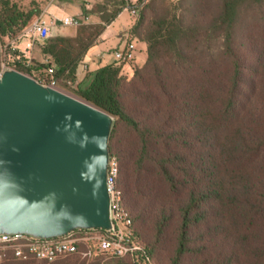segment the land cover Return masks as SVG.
<instances>
[{"label":"trees","instance_id":"1","mask_svg":"<svg viewBox=\"0 0 264 264\" xmlns=\"http://www.w3.org/2000/svg\"><path fill=\"white\" fill-rule=\"evenodd\" d=\"M168 1L80 6L98 22L46 40L48 64H28L16 53L11 66L46 86L68 81L74 98L113 118L108 146L118 164L115 189L132 221L130 242L140 249L119 258L81 244L79 254L53 263L20 259L8 249L0 250V264H264V10L250 25V53L241 56L240 16L230 2L210 18L195 0H180V7ZM144 2L129 31L147 47L144 68L133 64L129 78L126 65L115 62L87 69L79 81L107 27ZM43 10L37 1L24 10L0 0V41L23 32ZM201 27L223 34L221 54L230 66L218 74L216 64L192 69L200 55L191 46ZM1 61L0 50V72Z\"/></svg>","mask_w":264,"mask_h":264},{"label":"water","instance_id":"2","mask_svg":"<svg viewBox=\"0 0 264 264\" xmlns=\"http://www.w3.org/2000/svg\"><path fill=\"white\" fill-rule=\"evenodd\" d=\"M112 125L113 118L98 108L4 70L0 236L51 239L75 230L114 231L108 146Z\"/></svg>","mask_w":264,"mask_h":264},{"label":"rangeland","instance_id":"3","mask_svg":"<svg viewBox=\"0 0 264 264\" xmlns=\"http://www.w3.org/2000/svg\"><path fill=\"white\" fill-rule=\"evenodd\" d=\"M13 2L17 3L22 9L29 10L32 2L37 1L41 4L42 10L50 3L51 1H55L58 4V0H12ZM193 1V0H192ZM73 2H75L73 4ZM98 2V0H64L63 8L65 9L66 13L70 16H76L77 14L83 13L80 9V6H86L87 9H92L93 6ZM169 3L173 4L174 6L180 7V0H169ZM230 2L232 6H235L236 11H238V16H240L239 26L237 27V39L240 43V54L250 53L251 47V35L249 33L250 25L253 23L254 20L259 19L261 17L262 10H264V0H195V6L205 11L210 18L213 16L217 17V14L223 11V7H225V3ZM186 7L185 13L188 11V7L191 8V1H189L188 6L187 3L184 5ZM131 9L126 10L123 12L121 17L113 24L111 29V34L101 37L97 40L96 45L90 50L87 58L85 59V65H82L79 69L78 73V80L81 81L85 75L87 66H90L92 69H98L103 67L107 64L115 63L114 52L116 49H122L125 46L126 41H128L129 36L127 33H122L125 30H128L129 34V27L133 26L138 17H134L131 14ZM66 13L64 12H57L55 6L53 4L50 5L49 11L46 15V19L48 21L55 20V22L62 21L66 17ZM84 14V13H83ZM41 15H43L41 13ZM40 15V16H41ZM219 16V15H218ZM208 19V18H206ZM98 19L95 17H91L87 25H92L93 23H97ZM31 25V24H30ZM29 25V26H30ZM28 26V27H29ZM27 27V28H28ZM26 28V29H27ZM25 29V30H26ZM76 27H68L62 28L58 27L52 31V38L58 36H68L71 35L73 30H76ZM23 32L15 35L14 37H4L0 41L1 47V72L0 75L4 70L12 69V63L14 62L15 54H20L23 52L25 48L26 41H24L21 37ZM209 33H212L209 32ZM209 33L206 32L205 28L201 27L197 32L198 38L196 42L193 43L191 46V50L193 52L198 53L200 56L194 59V64L192 66L193 70L199 71L201 68L211 67L213 64L215 65V70L222 72L225 68H228L230 64L226 57H224L221 52L223 50V34L221 31L216 32L213 36L208 35ZM208 36H207V35ZM243 35V36H242ZM205 36L209 38V41L204 40ZM242 36V39H241ZM217 38V39H215ZM48 40V39H47ZM46 41V40H45ZM45 41H35L30 54L25 55L28 64H33L34 62H38L40 64H48V59L44 57L42 54V48ZM206 41V42H205ZM137 45V53H136V60L134 63L125 66H122V72L125 77H132L133 75V64L136 66L137 69H143L144 64L147 60V47H143L141 43L135 42ZM19 48V49H18ZM21 51V52H20ZM245 51V53H244ZM22 55V53H21ZM212 56V59L210 58ZM248 57V56H246ZM87 60V61H86ZM32 61V63H31ZM247 60L244 59L243 63H246ZM248 62V61H247ZM128 67V68H127ZM134 68V69H135ZM13 70V69H12ZM136 74V71H134ZM217 74L213 76V79H217ZM200 77V76H199ZM68 81H59V84L56 85L57 90L61 91L64 94H67L73 97L71 92V84L66 83ZM110 217H112V213L110 212ZM111 220V218H110ZM86 246L94 247V243L89 241Z\"/></svg>","mask_w":264,"mask_h":264},{"label":"built area","instance_id":"4","mask_svg":"<svg viewBox=\"0 0 264 264\" xmlns=\"http://www.w3.org/2000/svg\"><path fill=\"white\" fill-rule=\"evenodd\" d=\"M146 4L144 2L141 6L133 7L131 14L134 17L139 16L140 10ZM129 10V9H127ZM89 22L88 16H74L65 17L62 21L47 22L43 15L35 19V21L22 33V39L26 41L25 48L22 50L25 55L30 54L35 41H45L52 36L53 29L61 24L63 27H80ZM128 41L122 49H116L114 52V58L116 63L130 65L136 60L137 45L130 35H128ZM19 49V48H18ZM26 57V56H25ZM52 74L53 70H49ZM57 82L53 81L50 85H47L53 89H56ZM118 164L116 159H111L110 171H109V191L111 193L113 204V220L115 223V230L98 231L91 230L85 234H79L71 232L70 234L62 237L51 239H38L28 235H11L0 236V250L6 251L8 249L13 250L15 256L20 259L34 258L39 261H45L53 263L61 258L69 255L79 254L80 245L94 243V248L98 252L103 253L111 257H126L135 253L140 248L130 242L129 227L132 226V221L128 219L121 210L119 203L120 197L115 189V181L118 177ZM92 248V246H89ZM88 247V248H89ZM2 256L0 254V260Z\"/></svg>","mask_w":264,"mask_h":264},{"label":"crops","instance_id":"5","mask_svg":"<svg viewBox=\"0 0 264 264\" xmlns=\"http://www.w3.org/2000/svg\"><path fill=\"white\" fill-rule=\"evenodd\" d=\"M99 1H101V0H98V2ZM51 4H53L54 6H55V9H56V11L57 12H64V13H66V11H65V9L64 8H61L58 4H57V2L55 3V1L53 2V1H51L50 3H48V5L44 8V10H43V12H42V14H43V17H44V19L47 21V22H55V20H51V21H48L47 19H46V15H47V13H48V11H49V7H50V5ZM62 7H63V5H62ZM67 14V13H66ZM123 14V13H122ZM121 14V15H122ZM121 15L110 25V26H108L107 27V29H106V31L103 33V35L101 36V37H104V36H107V35H109V34H111L112 32H111V29H112V26H113V24L121 17ZM76 16H86L85 14H83V13H80V14H77ZM66 17H74V16H70V15H66ZM89 17V20H90V18L92 17H94V16H91V15H89L88 16ZM96 18V17H95ZM97 19V18H96ZM58 27H62V28H68V27H63V26H61V24L60 23H58V25L54 28V29H57ZM130 28H132V26L131 27H129V29ZM53 29V30H54ZM122 33H127V35H130V34H128V30H125L124 32H122ZM52 37V36H51ZM50 37V38H51ZM139 43H141V42H139ZM141 45L143 46V47H145L146 48V45L144 44V43H141ZM87 61V60H86ZM86 64V63H85ZM85 67H86V65H85ZM88 68H89V70H91V71H94V70H96V69H92L90 66H87ZM128 68V67H127ZM80 72V71H79Z\"/></svg>","mask_w":264,"mask_h":264}]
</instances>
